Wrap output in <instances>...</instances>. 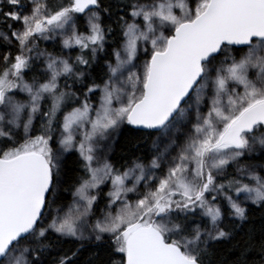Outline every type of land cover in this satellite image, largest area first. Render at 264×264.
<instances>
[{"label": "snow or ice", "instance_id": "obj_1", "mask_svg": "<svg viewBox=\"0 0 264 264\" xmlns=\"http://www.w3.org/2000/svg\"><path fill=\"white\" fill-rule=\"evenodd\" d=\"M0 264H264V0H0Z\"/></svg>", "mask_w": 264, "mask_h": 264}, {"label": "trees", "instance_id": "obj_2", "mask_svg": "<svg viewBox=\"0 0 264 264\" xmlns=\"http://www.w3.org/2000/svg\"><path fill=\"white\" fill-rule=\"evenodd\" d=\"M41 47H48L49 49H51V46L49 45H44L41 43ZM126 137H127V133H125L124 135H122L119 139V143L117 145V148H116V152L114 153L113 155V160L114 162H117L120 160V148L121 146L125 143V140H126ZM148 147H150V141L147 143V145L145 146V151H147Z\"/></svg>", "mask_w": 264, "mask_h": 264}, {"label": "rangeland", "instance_id": "obj_3", "mask_svg": "<svg viewBox=\"0 0 264 264\" xmlns=\"http://www.w3.org/2000/svg\"><path fill=\"white\" fill-rule=\"evenodd\" d=\"M41 43L44 44V45H49V46H51V42L41 41ZM129 186H130V183H129Z\"/></svg>", "mask_w": 264, "mask_h": 264}]
</instances>
